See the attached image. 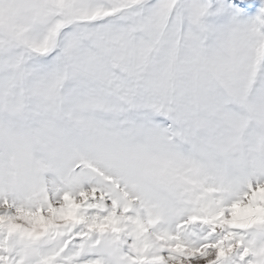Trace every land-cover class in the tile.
<instances>
[{"label":"snow or ice","instance_id":"6c2138e0","mask_svg":"<svg viewBox=\"0 0 264 264\" xmlns=\"http://www.w3.org/2000/svg\"><path fill=\"white\" fill-rule=\"evenodd\" d=\"M0 264H264V0H0Z\"/></svg>","mask_w":264,"mask_h":264}]
</instances>
